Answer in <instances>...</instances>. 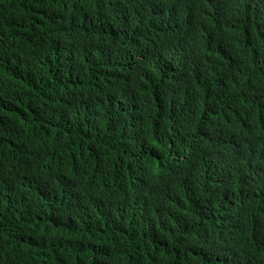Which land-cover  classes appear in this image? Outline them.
Segmentation results:
<instances>
[{
  "label": "trees",
  "instance_id": "1",
  "mask_svg": "<svg viewBox=\"0 0 264 264\" xmlns=\"http://www.w3.org/2000/svg\"><path fill=\"white\" fill-rule=\"evenodd\" d=\"M159 3L0 0V264H264V0L164 80Z\"/></svg>",
  "mask_w": 264,
  "mask_h": 264
},
{
  "label": "clouds",
  "instance_id": "2",
  "mask_svg": "<svg viewBox=\"0 0 264 264\" xmlns=\"http://www.w3.org/2000/svg\"><path fill=\"white\" fill-rule=\"evenodd\" d=\"M244 0H160L159 11H155L151 20H143L139 28V33H144L145 44L143 50L145 54H149L150 67L153 71H159L164 80L170 75V70L175 71L177 66L176 57L171 62L170 53H173V47L182 39H190L192 37V28L199 27L210 31L214 34V42L222 40L230 30L242 23V18L239 17L238 8ZM145 0H128L131 7L140 6ZM30 15V13L28 14ZM253 28V27H252ZM264 40V37L261 38ZM57 55L65 52L58 45ZM259 52V51H258ZM257 56L264 58V48ZM25 57L20 60L23 62ZM62 68L67 70V62L63 59H58ZM190 62V56L188 58ZM171 62V63H170ZM186 71V69H185ZM207 80V91H210L211 100L217 99L219 93L218 86L214 85L211 78ZM264 80V79H263ZM210 83L212 85H210ZM217 106H210L211 110H215ZM70 141V140H69ZM73 142V141H72ZM79 146V145H77ZM72 157L77 161L81 158H90L86 166L90 169L93 177L96 174L105 171L95 156H91L88 152H75ZM113 174V173H112ZM92 179L90 182H92ZM117 179L113 174H109L102 184L107 190H112L116 186ZM192 184H187L184 188H192ZM182 190V189H181Z\"/></svg>",
  "mask_w": 264,
  "mask_h": 264
},
{
  "label": "bare ground",
  "instance_id": "3",
  "mask_svg": "<svg viewBox=\"0 0 264 264\" xmlns=\"http://www.w3.org/2000/svg\"><path fill=\"white\" fill-rule=\"evenodd\" d=\"M178 63V62H177ZM108 204V203H107ZM100 205H101V203H100ZM109 207V206H108ZM106 208V207H105ZM103 209V208H102ZM98 211V210H97ZM96 212V211H95Z\"/></svg>",
  "mask_w": 264,
  "mask_h": 264
}]
</instances>
